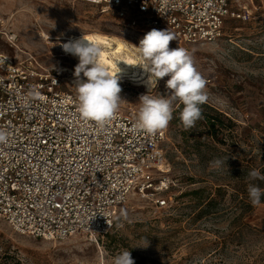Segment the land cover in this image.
<instances>
[{
	"label": "rangeland",
	"instance_id": "374dc122",
	"mask_svg": "<svg viewBox=\"0 0 264 264\" xmlns=\"http://www.w3.org/2000/svg\"><path fill=\"white\" fill-rule=\"evenodd\" d=\"M231 7L246 18L227 17L216 40L175 38L169 44L187 50L207 82L205 104L220 113L223 124L218 143L201 121L185 137L178 132L184 126L164 129L169 206L154 210L145 194L134 193L118 208L108 235L64 240L20 234L0 218V264H113L124 250L135 264H264V202L247 207L242 177L245 166L251 171L264 163V0H231ZM0 19L15 35L13 43L0 41L1 52L39 71L57 72L64 89L75 93L63 67L74 70L78 61L63 51L61 36L99 32L122 39L138 54L135 46L152 30L77 0H0ZM146 74L143 84L120 78L119 108L138 113L141 95L166 94L170 77L156 82ZM225 157L226 165L212 164ZM208 196L216 199L209 208Z\"/></svg>",
	"mask_w": 264,
	"mask_h": 264
},
{
	"label": "built area",
	"instance_id": "2783aa9c",
	"mask_svg": "<svg viewBox=\"0 0 264 264\" xmlns=\"http://www.w3.org/2000/svg\"><path fill=\"white\" fill-rule=\"evenodd\" d=\"M168 30L179 41L221 36L227 17L245 19L231 0H77ZM15 35L0 19V41ZM9 59L0 66V218L16 232L45 240L104 237L117 210L134 193L154 210L169 206L171 179L161 144L165 131L136 127L137 113L118 108L103 125L84 120L76 93L57 72Z\"/></svg>",
	"mask_w": 264,
	"mask_h": 264
},
{
	"label": "clouds",
	"instance_id": "9594fccd",
	"mask_svg": "<svg viewBox=\"0 0 264 264\" xmlns=\"http://www.w3.org/2000/svg\"><path fill=\"white\" fill-rule=\"evenodd\" d=\"M175 36L168 30L152 29L140 40L138 54L144 61L141 66L156 82L166 76V94L153 96L143 94L139 97L140 107L137 113L136 127L149 134L166 129L173 119V104L179 101L183 108L180 120L185 130L195 127L198 120L203 119L202 105L207 102L204 92L206 80L195 69L187 50L181 47L170 49L169 44ZM66 54L78 58L74 68L76 100L78 111L84 120L95 121L103 125L114 118L121 100L120 77L118 73L110 74L102 61V48L92 37L81 35L78 39H70L63 43ZM8 57L0 58V66L6 64ZM83 74V79L81 77ZM8 134L0 131V143L6 142ZM228 157L212 162L216 167L227 164ZM251 180H264L260 171L249 172ZM248 195L253 205L261 203L264 189L253 183L248 184ZM113 264H135L129 250H124L113 259Z\"/></svg>",
	"mask_w": 264,
	"mask_h": 264
},
{
	"label": "bare ground",
	"instance_id": "6f19581e",
	"mask_svg": "<svg viewBox=\"0 0 264 264\" xmlns=\"http://www.w3.org/2000/svg\"><path fill=\"white\" fill-rule=\"evenodd\" d=\"M82 34L92 37L93 40L100 45L102 48L103 65L110 74H116L121 69V72L118 73L120 78H128L138 84L147 83V74L145 69L140 70L138 67V65L142 62V58L137 54L135 49L128 46V44L122 39L115 36H108L99 32L70 34L68 36L63 35L61 36V39H63V43H66L70 39L80 38ZM68 55L78 61L77 57H74L70 54ZM63 70L70 74L69 83L74 87V70L68 67H63ZM148 87H150V85H148Z\"/></svg>",
	"mask_w": 264,
	"mask_h": 264
},
{
	"label": "trees",
	"instance_id": "16d2710c",
	"mask_svg": "<svg viewBox=\"0 0 264 264\" xmlns=\"http://www.w3.org/2000/svg\"><path fill=\"white\" fill-rule=\"evenodd\" d=\"M203 109V119L198 120L201 121L203 124V127L207 130V134L213 139L214 142L218 143L220 142V140L218 139V135L220 134V132L222 131V122L219 119L220 113L217 112L213 107L207 105V104H203L202 106ZM183 108V105L177 101L176 103V107L174 108L173 111V119L169 122V126L171 127H183V124L180 120V112ZM178 132L180 135H182L183 137H185V133L186 130L182 129L180 130V128H178ZM250 166L247 165L245 166V171L244 174L242 175L243 179H245V183L243 184L244 187H246V189L248 188V184L249 183H253L255 185H257L258 187H260L261 189H264V180H251L249 177V170ZM255 170L260 171L261 175H264V163L258 167H252ZM252 169V170H253ZM251 170V171H252ZM245 176V177H244ZM221 190V188H217L216 191L219 193ZM192 194H196L198 193V191H193L191 192ZM248 197V202L246 203L247 207H252V203L249 201V196L247 194ZM261 202H264V196L261 197ZM216 203V199L215 197H206L205 199V205L207 208L214 206Z\"/></svg>",
	"mask_w": 264,
	"mask_h": 264
}]
</instances>
